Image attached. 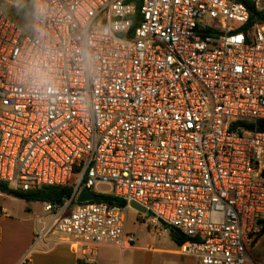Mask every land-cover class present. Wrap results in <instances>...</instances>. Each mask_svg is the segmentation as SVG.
<instances>
[{
    "label": "built area",
    "instance_id": "2783aa9c",
    "mask_svg": "<svg viewBox=\"0 0 264 264\" xmlns=\"http://www.w3.org/2000/svg\"><path fill=\"white\" fill-rule=\"evenodd\" d=\"M0 3V182L73 187L43 203L32 248L122 251L135 202L187 237L196 264H254L264 230V21L240 0ZM104 184L108 191L95 192ZM83 188L125 208L77 203ZM75 201L76 204L72 205ZM125 210V211H124Z\"/></svg>",
    "mask_w": 264,
    "mask_h": 264
},
{
    "label": "crops",
    "instance_id": "0c3cea01",
    "mask_svg": "<svg viewBox=\"0 0 264 264\" xmlns=\"http://www.w3.org/2000/svg\"><path fill=\"white\" fill-rule=\"evenodd\" d=\"M254 1L262 10L259 1ZM5 195L0 193V264H18L32 248L37 219L42 216L32 207L21 213L11 211L6 206ZM254 240L256 244L257 240L264 242L263 232ZM180 245L177 242H136L134 248L122 251L109 243H60L49 252H35L32 260L33 264H78L80 261L86 264H196L193 257L181 253Z\"/></svg>",
    "mask_w": 264,
    "mask_h": 264
},
{
    "label": "rangeland",
    "instance_id": "374dc122",
    "mask_svg": "<svg viewBox=\"0 0 264 264\" xmlns=\"http://www.w3.org/2000/svg\"><path fill=\"white\" fill-rule=\"evenodd\" d=\"M258 1L259 7L264 9V0ZM26 2L27 0H0L5 12L22 28L29 29L32 24V14L25 9ZM109 189V186L99 184L96 186L95 192H104ZM4 199L6 206L15 213L24 212L28 207H32L41 216H44L43 205L40 202H26L7 195L4 196ZM125 218L126 229L128 233L135 236L136 242L154 244L174 242L170 227L163 224L152 225L150 216L146 213H140L131 208L125 212ZM254 242L255 240L248 246L250 257L255 264H264V242L261 240H257V244Z\"/></svg>",
    "mask_w": 264,
    "mask_h": 264
},
{
    "label": "trees",
    "instance_id": "16d2710c",
    "mask_svg": "<svg viewBox=\"0 0 264 264\" xmlns=\"http://www.w3.org/2000/svg\"><path fill=\"white\" fill-rule=\"evenodd\" d=\"M137 6H139L142 0H131ZM243 2L250 12V25H254L256 23H261L264 21V9L259 10L256 6V2L254 0H240ZM25 9L30 13L32 11L31 0H27ZM258 128H264V122L258 123ZM0 193L12 196L14 198L26 201V202H51L53 204H63L66 200L70 199L73 193V187H55V186H43L36 189H31L28 191L23 190H15L10 187L9 184L5 182H0ZM97 203H106L112 207L125 208L126 202L116 198L110 194H97V199L95 200ZM76 202L73 201L72 205H75ZM172 232V238L174 242L178 244H183L187 241V237L182 235L179 231L174 228H170ZM264 234V230H263ZM78 264H86L84 262H78Z\"/></svg>",
    "mask_w": 264,
    "mask_h": 264
},
{
    "label": "water",
    "instance_id": "95a60500",
    "mask_svg": "<svg viewBox=\"0 0 264 264\" xmlns=\"http://www.w3.org/2000/svg\"><path fill=\"white\" fill-rule=\"evenodd\" d=\"M97 199V194L93 193L88 188H83L79 193L78 197L76 198L77 203H86V202H93ZM132 209L140 212V213H147L146 209L139 204L132 202L131 203Z\"/></svg>",
    "mask_w": 264,
    "mask_h": 264
}]
</instances>
